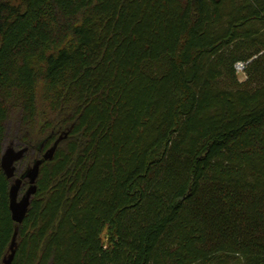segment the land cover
<instances>
[{
    "label": "trees",
    "instance_id": "16d2710c",
    "mask_svg": "<svg viewBox=\"0 0 264 264\" xmlns=\"http://www.w3.org/2000/svg\"><path fill=\"white\" fill-rule=\"evenodd\" d=\"M10 125L16 176L64 137L21 224ZM17 227L12 264H264V0H0V264Z\"/></svg>",
    "mask_w": 264,
    "mask_h": 264
},
{
    "label": "water",
    "instance_id": "95a60500",
    "mask_svg": "<svg viewBox=\"0 0 264 264\" xmlns=\"http://www.w3.org/2000/svg\"><path fill=\"white\" fill-rule=\"evenodd\" d=\"M65 136H67V134ZM63 138V136H60L55 141L54 145L45 151L43 159L37 160L32 167H30L24 174L20 176H16V163L24 158L28 151V147L17 148L10 146L4 150L1 159V166L8 178H14L10 190V209L13 220L17 224H21L24 221L30 207L31 198L37 192V178L40 171V165L42 164L43 160H49L53 158L57 146ZM26 178L29 179V185L25 192L20 196L21 187L23 181ZM18 231L19 229L17 227L9 248L10 253L5 257L4 264H12L14 260L17 247Z\"/></svg>",
    "mask_w": 264,
    "mask_h": 264
},
{
    "label": "rangeland",
    "instance_id": "374dc122",
    "mask_svg": "<svg viewBox=\"0 0 264 264\" xmlns=\"http://www.w3.org/2000/svg\"><path fill=\"white\" fill-rule=\"evenodd\" d=\"M239 62H241V63H244L245 64V67H246V65L248 64V61L247 62H244V61H239ZM237 64H238V62L235 64V68H236V72H237V76H238V79L240 80V81H244V80H246V78H247V73H246V70H245V68L244 69H239L238 67H237ZM10 131H9V135H8V139L6 140V142H5V149L6 148H8V147H10V146H12V147H16V146H14V144H12V136H13V134H14V131H13V129H12V125H10ZM25 164H23L22 165V168H25V166H24ZM16 166H17V163H16ZM19 167H21V166H19ZM17 168V167H16ZM23 193H20V196L22 195ZM104 241H105V243H106V240H107V234L105 233L104 235Z\"/></svg>",
    "mask_w": 264,
    "mask_h": 264
},
{
    "label": "built area",
    "instance_id": "2783aa9c",
    "mask_svg": "<svg viewBox=\"0 0 264 264\" xmlns=\"http://www.w3.org/2000/svg\"><path fill=\"white\" fill-rule=\"evenodd\" d=\"M237 67L239 69H244L245 68V64L244 63H241V62H238Z\"/></svg>",
    "mask_w": 264,
    "mask_h": 264
},
{
    "label": "flooded vegetation",
    "instance_id": "af4514ba",
    "mask_svg": "<svg viewBox=\"0 0 264 264\" xmlns=\"http://www.w3.org/2000/svg\"><path fill=\"white\" fill-rule=\"evenodd\" d=\"M27 179V178H26ZM27 181L29 182V179H27ZM24 193V192H23Z\"/></svg>",
    "mask_w": 264,
    "mask_h": 264
}]
</instances>
